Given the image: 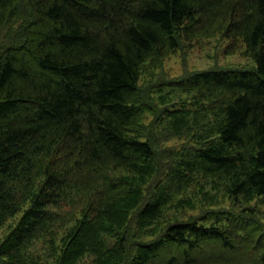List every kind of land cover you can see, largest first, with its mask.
Wrapping results in <instances>:
<instances>
[{
	"label": "trees",
	"instance_id": "obj_1",
	"mask_svg": "<svg viewBox=\"0 0 264 264\" xmlns=\"http://www.w3.org/2000/svg\"><path fill=\"white\" fill-rule=\"evenodd\" d=\"M260 205L264 0H0V264H264Z\"/></svg>",
	"mask_w": 264,
	"mask_h": 264
},
{
	"label": "rangeland",
	"instance_id": "obj_2",
	"mask_svg": "<svg viewBox=\"0 0 264 264\" xmlns=\"http://www.w3.org/2000/svg\"><path fill=\"white\" fill-rule=\"evenodd\" d=\"M226 49L228 52H226ZM244 43L239 42L233 49L229 48V40L221 38L216 35L212 37H202L192 47L184 50H178L165 57L163 62V70L169 76H179L185 70H205L211 67H252L255 66L252 58L244 53ZM149 76L143 75V79L139 85H145L148 83ZM220 202H224V205L229 203V199H226L222 194L217 196ZM217 200V198H216ZM213 203L215 200H206L205 202ZM251 206L255 205V201L250 202ZM193 206V205H192ZM263 209L264 206L260 205ZM188 213L192 212L197 214V210L193 211V207H185ZM19 214L17 215L18 218ZM9 222V221H8ZM8 222L0 229V237L8 232ZM39 247V246H38ZM48 253V252H47ZM52 258V257H51Z\"/></svg>",
	"mask_w": 264,
	"mask_h": 264
}]
</instances>
